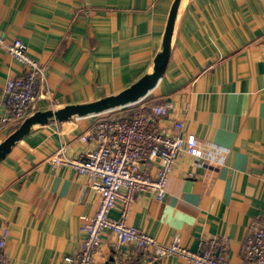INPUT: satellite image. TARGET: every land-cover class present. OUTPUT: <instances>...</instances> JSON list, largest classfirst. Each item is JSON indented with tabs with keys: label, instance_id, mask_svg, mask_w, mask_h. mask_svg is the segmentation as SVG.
Wrapping results in <instances>:
<instances>
[{
	"label": "crops",
	"instance_id": "crops-1",
	"mask_svg": "<svg viewBox=\"0 0 264 264\" xmlns=\"http://www.w3.org/2000/svg\"><path fill=\"white\" fill-rule=\"evenodd\" d=\"M174 0H0V34L21 39L46 69L49 95L37 111L116 95L153 71ZM24 69L0 49V117L5 82ZM170 103L156 123L162 135L198 138L221 164L210 177L186 152L166 182V196L139 192L129 224L160 243L224 251L243 261L244 242L264 218V0H180L170 58L157 86L136 106ZM129 110V109H128ZM125 111L115 113L125 115ZM96 117L36 125L0 162V226L9 229L8 264H65L86 238L85 217L100 197L70 167L48 158L64 148L78 157L80 136ZM183 124L182 129L175 126ZM19 125L0 126V143ZM146 173L154 174V166ZM120 207L111 217L119 219ZM94 264H189L179 257L120 245L106 233Z\"/></svg>",
	"mask_w": 264,
	"mask_h": 264
},
{
	"label": "built area",
	"instance_id": "built-area-1",
	"mask_svg": "<svg viewBox=\"0 0 264 264\" xmlns=\"http://www.w3.org/2000/svg\"><path fill=\"white\" fill-rule=\"evenodd\" d=\"M0 49L7 51L24 69L22 76L10 78L4 84L3 102L7 113L0 117V126L20 125L36 111L39 100L49 95L45 89L46 69L28 53L27 45L19 38L7 42L0 34ZM137 103L93 116L99 119L80 136V142L91 145V149L78 157H69L62 148L48 158L55 168L70 167L85 177L86 186L100 197L97 211L85 217L82 225L85 240L74 255L64 256L63 261L94 264L106 233H110L120 245L151 253L155 260L179 257L189 264H230L224 251L212 247L194 251L182 246L178 239L160 243L129 224L137 193L154 194L157 200H164L167 179L182 152L202 160L210 177L218 172L221 164L217 152L202 151L194 135L160 133L156 121L168 115L170 103L140 107ZM125 110H128L125 115L115 114ZM175 126L182 129L183 124L176 122ZM150 166L156 168L154 174L145 172ZM119 207L120 218H112V211ZM8 236V227L0 226V264H8ZM241 264H264V218L247 234Z\"/></svg>",
	"mask_w": 264,
	"mask_h": 264
},
{
	"label": "water",
	"instance_id": "water-1",
	"mask_svg": "<svg viewBox=\"0 0 264 264\" xmlns=\"http://www.w3.org/2000/svg\"><path fill=\"white\" fill-rule=\"evenodd\" d=\"M179 4L180 0H174L169 15L164 45L154 59L151 73L144 75L130 87L116 95L107 96L89 103L67 105L56 110L34 112L0 143V162L10 153L12 147L28 135L36 125H46L50 121H65L74 117L95 116L135 104L145 98L157 86L168 65Z\"/></svg>",
	"mask_w": 264,
	"mask_h": 264
},
{
	"label": "rangeland",
	"instance_id": "rangeland-1",
	"mask_svg": "<svg viewBox=\"0 0 264 264\" xmlns=\"http://www.w3.org/2000/svg\"><path fill=\"white\" fill-rule=\"evenodd\" d=\"M100 118H103V116H100ZM96 119H99V118H96Z\"/></svg>",
	"mask_w": 264,
	"mask_h": 264
}]
</instances>
